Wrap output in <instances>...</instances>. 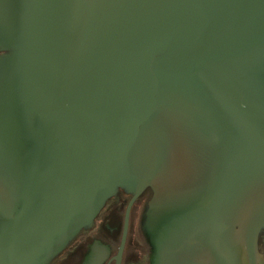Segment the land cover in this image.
I'll return each instance as SVG.
<instances>
[{
    "label": "water",
    "instance_id": "95a60500",
    "mask_svg": "<svg viewBox=\"0 0 264 264\" xmlns=\"http://www.w3.org/2000/svg\"><path fill=\"white\" fill-rule=\"evenodd\" d=\"M146 189L151 264L253 257L264 0H0V264Z\"/></svg>",
    "mask_w": 264,
    "mask_h": 264
},
{
    "label": "flooded vegetation",
    "instance_id": "af4514ba",
    "mask_svg": "<svg viewBox=\"0 0 264 264\" xmlns=\"http://www.w3.org/2000/svg\"><path fill=\"white\" fill-rule=\"evenodd\" d=\"M148 189L133 198L119 190L94 218L49 264H151V248L143 233ZM252 258L242 264H264V229L257 235Z\"/></svg>",
    "mask_w": 264,
    "mask_h": 264
}]
</instances>
